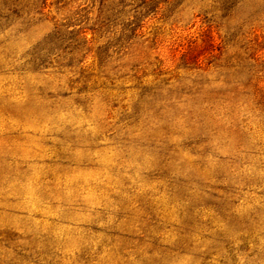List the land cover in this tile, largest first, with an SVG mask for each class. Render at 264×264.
I'll return each instance as SVG.
<instances>
[{"label":"rangeland","instance_id":"1","mask_svg":"<svg viewBox=\"0 0 264 264\" xmlns=\"http://www.w3.org/2000/svg\"><path fill=\"white\" fill-rule=\"evenodd\" d=\"M155 1L0 0V264H264V0Z\"/></svg>","mask_w":264,"mask_h":264},{"label":"trees","instance_id":"2","mask_svg":"<svg viewBox=\"0 0 264 264\" xmlns=\"http://www.w3.org/2000/svg\"><path fill=\"white\" fill-rule=\"evenodd\" d=\"M47 0H2V4L13 14H17L18 12L27 8L28 11H38L45 7ZM136 2L135 8H142L145 11H149L153 6H156L155 0H132ZM114 3L110 7L111 15H121L124 14V9L127 6V0H112ZM108 22V19H105ZM256 108L259 110V116H262V123L264 124V100L257 103ZM264 145V144H263ZM253 219L257 217V215L252 216Z\"/></svg>","mask_w":264,"mask_h":264}]
</instances>
